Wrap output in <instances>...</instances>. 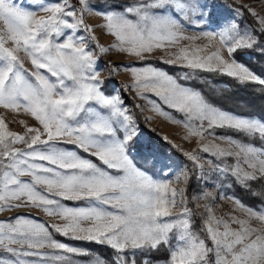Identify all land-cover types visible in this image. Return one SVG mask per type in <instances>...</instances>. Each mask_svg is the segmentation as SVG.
Wrapping results in <instances>:
<instances>
[{"label":"snow or ice","instance_id":"obj_1","mask_svg":"<svg viewBox=\"0 0 264 264\" xmlns=\"http://www.w3.org/2000/svg\"><path fill=\"white\" fill-rule=\"evenodd\" d=\"M258 2L0 0V109L35 121L17 132L0 117V264L89 257L58 237L110 250L91 264H264V118L217 108L182 82L206 71L264 92V77L236 59L264 51ZM98 32L112 37L107 47ZM112 50L138 66L111 64L102 77L97 63ZM157 53L187 71L153 65ZM122 71L131 82L109 87ZM126 92L182 124L196 147L146 136ZM234 186L252 202L227 195ZM217 199L231 205L219 216Z\"/></svg>","mask_w":264,"mask_h":264},{"label":"rangeland","instance_id":"obj_2","mask_svg":"<svg viewBox=\"0 0 264 264\" xmlns=\"http://www.w3.org/2000/svg\"><path fill=\"white\" fill-rule=\"evenodd\" d=\"M97 2H98V0H93V3H97ZM227 2L231 3V0H227ZM240 2L253 5L256 7V9L258 11L261 8V3L258 2V0H240ZM238 19L243 20L242 26H245V27L250 26L244 20V18L238 17ZM88 22L95 25L99 21L93 16V18L89 19ZM97 35L99 37V42L102 45H104L105 47H107L109 45V43L112 41L111 36L104 35L100 32H98ZM261 44L264 45V39L261 40ZM161 55H162L161 53H157L155 56L150 58V62L153 65L161 67L165 71H168L163 66L165 64L162 63L161 60L159 59V57ZM240 55H241V59L250 60L253 63V65H255L257 68H259V66H262V65L264 66V51H262L260 47L254 49V50L242 52V53H240ZM238 61L240 63L244 64L240 60H238ZM130 62L133 63V66H138V62H133L132 58H130L126 54L118 53L115 50H112L105 55H101V57L97 63V68H98V70H100L101 76L104 78H107L111 64H128ZM244 65L247 66L246 64H244ZM169 66H171V65H169ZM171 67H172L171 72L168 71L169 74H171V75L179 76L184 71H187V69H182V68L173 67V66H171ZM247 67L249 69H251L252 71H254L251 67H249V66H247ZM254 73H256L257 75H260L256 71H254ZM216 78L220 79L221 77L220 76H214V75H212L211 72L199 71L196 74H194L193 77L186 82L194 81V82L200 83V84L204 85V88L207 91H209V93H211L212 95H216V94L221 93L220 92L222 90L221 86H224V87L227 86L226 83L220 82V80L217 81ZM130 82H131V78H130L129 74L122 71L118 75H115L112 78L109 87L121 88L123 85H127ZM183 83H185V82H183ZM187 85H188V83H187ZM188 86H190V85H188ZM190 87H192V86H190ZM192 88L201 92L199 89H196L194 87H192ZM133 97H134V93H132V92L124 93V99H125L126 106L134 114V116L137 118V122L142 126L146 136L152 137L155 140H159L160 137L167 136L169 138V140L174 141L175 144L179 145L181 149L186 150V151H191L194 147H196V140L195 139H192L189 142H186L183 139V137L186 133V130L182 124H174L171 121L166 120L165 118L159 116L157 113L152 111L151 107L149 105H147L144 101L134 99ZM137 103H139L143 106V109H144L143 111L134 107V105ZM214 106L217 108H220L216 105H214ZM165 110L171 111L168 109H165ZM224 111H226V110H224ZM228 112H230V111H228ZM231 113H233V112H231ZM172 114L174 116H176L177 118H179L178 113H172ZM233 114H236V113H233ZM236 115L248 116V115H242V114H236ZM0 117H2L5 120V122L9 125V128L11 130L17 131V132H23L24 131V124L22 122H26L29 125L35 123V121L31 117L27 116L26 114H24L22 112L21 113H14V112H10V111L0 109ZM145 117H151V119L148 120V122H145ZM217 132L223 134V133H226L227 130H219L218 129ZM164 146L170 152H174L175 156L179 160L184 161V158L180 155L179 151H177L176 149H172L170 145L165 144ZM184 162L188 163L187 161H184ZM189 166H190V163H189ZM172 179L174 180V177ZM183 186L184 185L182 183L181 184L173 183V187L179 188V187H183ZM235 187L236 186H234L232 188H225L227 195H229V196L235 195L233 193V189ZM207 190L210 192H213V194H216V189H214V188H208ZM204 202L205 201H201V203H204ZM68 203L70 206H75L74 202H68ZM230 207H231V205L228 203V201L223 200V199H217L214 210H215L216 214L219 216V215H222V214L228 212L230 210ZM196 210L199 211V209H196ZM177 211H179V210L177 209ZM25 214H28V213L26 212ZM31 216L34 218L40 219V220L48 221L49 223L53 222L52 218H49L40 212L34 211L31 213ZM58 238L64 240L67 243L72 244L73 246L86 249L89 252V257L91 258V260L98 259V258H104L100 253L91 249L85 243L87 241H69L64 237H58ZM89 257H83V258L74 257V260L77 261V264H91V260L89 259Z\"/></svg>","mask_w":264,"mask_h":264},{"label":"trees","instance_id":"obj_3","mask_svg":"<svg viewBox=\"0 0 264 264\" xmlns=\"http://www.w3.org/2000/svg\"><path fill=\"white\" fill-rule=\"evenodd\" d=\"M244 20L251 26V17L245 16ZM236 59L240 60L247 66L251 67L254 71L264 77V66H259L257 68L250 60L241 59L240 53L237 54ZM168 71L171 72V66L163 65ZM214 76H220L221 78H216L217 81L226 83V87L221 86V93L212 95L204 88V85L191 81L185 82L188 85L199 89L202 95L208 100V102L220 107L223 110L230 111L236 114L254 116L258 118H264V92L261 91L260 86L253 84H241L236 79L220 75L218 73H212ZM233 193L244 200L246 203L252 202V197L249 193L244 192L235 187ZM91 249L100 253L104 258L108 257L110 252L104 246L98 245L94 242H85Z\"/></svg>","mask_w":264,"mask_h":264}]
</instances>
